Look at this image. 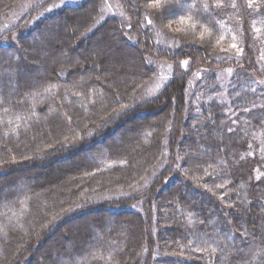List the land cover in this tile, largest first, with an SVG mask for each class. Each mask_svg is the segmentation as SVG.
<instances>
[{
  "label": "trees",
  "instance_id": "16d2710c",
  "mask_svg": "<svg viewBox=\"0 0 264 264\" xmlns=\"http://www.w3.org/2000/svg\"><path fill=\"white\" fill-rule=\"evenodd\" d=\"M105 1L0 36V264H264V0Z\"/></svg>",
  "mask_w": 264,
  "mask_h": 264
},
{
  "label": "rangeland",
  "instance_id": "374dc122",
  "mask_svg": "<svg viewBox=\"0 0 264 264\" xmlns=\"http://www.w3.org/2000/svg\"><path fill=\"white\" fill-rule=\"evenodd\" d=\"M48 1L49 0H26L21 5L18 4L16 6L17 8L14 10L13 13H11L7 18L0 19V36L5 31L12 30L15 27H17L18 24H20V22L30 12H32L33 10H35V12H36L35 15H38V16L30 24V26H29V28H28L27 31H29L34 26H36V24L38 22H40L41 20H43L45 17H48L49 14L55 13L57 11H60L61 9H63L66 6H75V5L76 6H79V5L83 4L86 0H59L58 3H56V4H54V5L50 6V7H47L45 9V13H43L42 15H39V13H37V10L36 9H38V7L42 4V2H48ZM117 9H119L118 12H117ZM103 12H104L103 16L101 15V17L99 18V20L95 24L94 28H96L98 25H101V23L103 22V20H104V18H105L106 15L116 14V12H117V14H122L121 12H123V10L120 8V5L119 4L115 3V5H112L110 3V0H106L105 1V4H104ZM160 26H162V25H160ZM158 36L161 38L160 42H162V43H165V40H169V39H171V41H169L170 44H174L175 43L174 40H172L171 37L169 38L168 36H165L162 33H158ZM17 39H18V35H15V37L12 40L14 42H16ZM169 42H168V44H169ZM7 43H9V41H7ZM187 65H188V62L187 61H184L181 64V66H183L184 68L187 67ZM150 67L156 68L157 75H156L155 79L152 80V81H150V83L147 85V86L150 85L149 88L146 89L147 88V86H146V88H144L142 91H145L150 96H154L157 92H159L161 90V88L165 85V83L167 82V80L172 76V74L174 73L173 72L174 71V66L171 63H166V62L161 63L159 61L152 60V62L150 64ZM233 76H234V72L232 70L228 71L225 74H222V81H225V83H222L223 88H224V91L226 89H228V85L231 83L230 80H231V78H233ZM226 79L228 80L227 82H226ZM257 82H260L261 85L264 84V82H262L260 80H257ZM262 86L264 87V85H262ZM223 94L224 95H222L219 98H224L226 96L224 92H223ZM110 129L112 130L113 128L111 127V128H109V130ZM101 135H103V134H98V135H96V137L94 136L92 139H90L88 141L90 143L85 142V143L76 145V147H82V146H85L87 144H91V143H93ZM168 137H169V134L166 137V142H168ZM82 150H84V149H82ZM167 153H170L169 149H168ZM168 161H169V157L167 158L166 162H168ZM2 190L5 193L7 192L6 189H2Z\"/></svg>",
  "mask_w": 264,
  "mask_h": 264
},
{
  "label": "snow or ice",
  "instance_id": "6c2138e0",
  "mask_svg": "<svg viewBox=\"0 0 264 264\" xmlns=\"http://www.w3.org/2000/svg\"><path fill=\"white\" fill-rule=\"evenodd\" d=\"M249 6H251V5H249ZM233 47H235V45H233Z\"/></svg>",
  "mask_w": 264,
  "mask_h": 264
}]
</instances>
